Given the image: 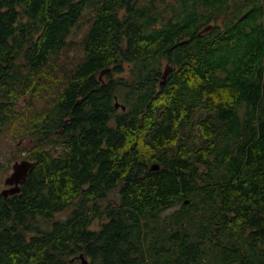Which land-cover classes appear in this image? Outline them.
<instances>
[{
	"label": "trees",
	"instance_id": "1",
	"mask_svg": "<svg viewBox=\"0 0 264 264\" xmlns=\"http://www.w3.org/2000/svg\"><path fill=\"white\" fill-rule=\"evenodd\" d=\"M231 11L0 0V131L34 161L7 262L264 264V3Z\"/></svg>",
	"mask_w": 264,
	"mask_h": 264
},
{
	"label": "flooded vegetation",
	"instance_id": "2",
	"mask_svg": "<svg viewBox=\"0 0 264 264\" xmlns=\"http://www.w3.org/2000/svg\"><path fill=\"white\" fill-rule=\"evenodd\" d=\"M264 3V0H227V6L232 10L231 13L234 17V20L237 22H243V18H246L248 15V8L258 9L259 15V23L261 26V4ZM239 9V10H238ZM242 20V21H241ZM208 28L211 29V26L208 25ZM207 29V30H209ZM206 30V31H207ZM168 66V63L164 62L161 70L164 71L165 67ZM99 77V76H98ZM101 78V77H100ZM120 103V101H119ZM122 104L120 103L117 108H121ZM124 109V108H121ZM70 118V117H69ZM66 121H68V119ZM61 129H57V132H60ZM24 133V132H23ZM21 134L20 138L27 140V144L23 143L18 145V151L13 150L8 152L6 156V160L8 163L4 166V162L0 164V250H4L7 248V241L13 239L14 234L22 236L24 238V231L21 229V225L19 221L15 220L14 212L12 211V206L14 205L18 196L21 195L22 188L28 178V174L32 169L30 166L27 171L25 177H11V174L14 171L13 165L20 161H30L34 163V161L28 157L29 153L32 149L31 139L24 133ZM11 138V137H10ZM11 177V178H10ZM8 211V213H6ZM56 213L51 217V227L52 222L56 220ZM23 222V221H22ZM29 238L30 236H26ZM53 257L56 259V252L53 250ZM38 256H34L31 258V264L38 263ZM7 256L1 255L0 252V264H26V260L24 256H21L16 259V261L7 262ZM7 262V263H6ZM80 263V260H79Z\"/></svg>",
	"mask_w": 264,
	"mask_h": 264
},
{
	"label": "rangeland",
	"instance_id": "3",
	"mask_svg": "<svg viewBox=\"0 0 264 264\" xmlns=\"http://www.w3.org/2000/svg\"><path fill=\"white\" fill-rule=\"evenodd\" d=\"M46 98L49 100L50 99L49 95L43 96L40 101H38L39 98H35V100H33V102L36 101L37 106H39V105L43 106L45 104H48V101H45ZM22 101H21V103H23ZM14 134H15V132L14 131L11 132V130H9L8 128L4 132L0 131V164L4 162V166L8 163V161L6 160V156L8 155V152L13 151L15 149H16V151H18V149H17L18 145L23 144V143L27 144V140L20 138L21 136H12ZM63 216H65V215L62 213H57L55 215V217H58V218L59 217L62 218ZM96 225H97V222L94 221L93 226H96ZM78 264H79V262H78Z\"/></svg>",
	"mask_w": 264,
	"mask_h": 264
},
{
	"label": "water",
	"instance_id": "4",
	"mask_svg": "<svg viewBox=\"0 0 264 264\" xmlns=\"http://www.w3.org/2000/svg\"><path fill=\"white\" fill-rule=\"evenodd\" d=\"M207 29H209L208 27H206V29L205 30H207ZM170 69H171V67L170 66H166L165 67V69H164V71H163V74H162V78H161V80H160V84H162V83H164L165 82V80H166V77H167V74L169 73V71H170ZM103 73H104V70H102L101 72H100V77L103 75ZM119 101H115V107H118L119 106ZM122 106V108H124V105H121ZM33 165V163L32 162H30V161H27V160H24V161H20V162H17V163H15L14 165H13V168H14V171H13V173L11 174V177H25V175H26V171H27V169L30 167V166H32ZM159 168V165L158 164H152L151 165V169H158ZM10 177V178H11ZM78 258L80 259V263L79 264H89V261H88V259L85 257V256H83V254H79L78 255Z\"/></svg>",
	"mask_w": 264,
	"mask_h": 264
}]
</instances>
